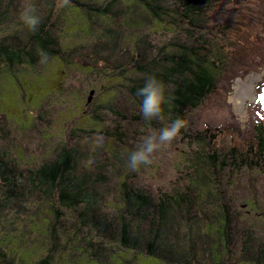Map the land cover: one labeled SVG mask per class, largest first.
<instances>
[{
	"label": "rangeland",
	"instance_id": "1",
	"mask_svg": "<svg viewBox=\"0 0 264 264\" xmlns=\"http://www.w3.org/2000/svg\"><path fill=\"white\" fill-rule=\"evenodd\" d=\"M106 1L115 4L109 6L112 16L107 18L84 16L73 0L67 5H62V0L3 1L7 6L0 10L5 12L0 39L15 33L25 41L44 25L51 29L60 52L69 55H46L43 59L36 55L37 67L0 68V162L13 160L25 176L12 194L6 192L0 177V249L15 264H36L48 255L49 264H169L147 256L148 220L139 226L131 221V229L144 239L132 252L103 242L108 239L79 216L107 214L115 218L120 210L114 199L126 177L135 189L154 197L186 192L195 175L187 157L197 152L205 160L208 152L200 147L210 142L220 161L224 155L225 165H202L198 175L205 183L194 189L195 202L184 206L183 213L177 211L175 218L181 220V227L176 226L180 232L199 230L201 235L192 246L197 260L190 264H210L213 254L218 260L222 257L220 264H264V162L259 163L254 155L259 145L258 124L264 129V109L258 102L264 92V0L210 3L202 35L210 43L244 48L243 59L227 74L228 79H221L217 90L188 114L186 123L191 125L187 131L198 139L180 133L155 154L151 165L135 171L128 167V154L142 137L165 126V119L147 121L140 112L141 98L132 93L142 77L139 67L148 69L154 61L164 64L166 45L189 42L190 32L174 34L165 27L164 13V21L154 18L133 0H90L85 10L93 13L98 3ZM22 3L36 7L40 23L34 31L19 19ZM167 3L177 9L179 0ZM131 12L137 25L131 21ZM110 30L119 35L118 45L105 50ZM97 134L105 138L101 148L92 143ZM74 150L75 177L86 181L88 192L97 197V204L87 213L83 205L75 210L63 207L54 192L50 196L31 192L27 181L28 170L43 167L62 153L73 155ZM188 209L191 211L185 212ZM193 214H197L198 225L186 220ZM224 215L227 221L222 223ZM58 216L63 228L53 244L46 221ZM89 241L95 245V253H101L99 258L91 257Z\"/></svg>",
	"mask_w": 264,
	"mask_h": 264
},
{
	"label": "trees",
	"instance_id": "2",
	"mask_svg": "<svg viewBox=\"0 0 264 264\" xmlns=\"http://www.w3.org/2000/svg\"><path fill=\"white\" fill-rule=\"evenodd\" d=\"M3 1L0 0V10L5 9L7 6V4L4 6ZM89 1L73 0V4L84 16L89 17L91 14H99L103 18L112 16L109 6H115L114 3L111 5H109L110 2L108 1L104 4L98 3L97 9L91 13L90 10H85L86 6L90 4ZM133 1L138 5H142L154 18L163 20L161 15L164 13L165 27L167 26V29L174 34L176 31L182 34L190 32V35L187 37L189 42L178 41L176 43H170L169 46L168 44L166 45L167 50L165 47L164 64H159L154 61L150 63L148 69L144 68L145 66L143 65L139 67L140 70L138 73L141 75L140 71H143L142 77H140L139 83L133 85L132 93L137 94V89L143 86L146 77L155 75L167 86L166 95L169 100L165 104V126L179 116L185 121V127L181 129V134L186 138L198 139V137L193 136L187 131L189 125H191V123H186L189 121L188 114L198 109L207 97L217 90L221 79H228L229 76L227 74L232 73L236 65L242 61L243 58L240 57L244 55V48L233 47L231 44L210 43L202 35V30L206 26L204 24V19L207 14L206 9L210 6V3L215 1L214 5H216L219 0H179L177 9L171 7L167 3V0ZM4 14L5 12L2 13L0 11V26L4 21ZM130 18L133 25L138 24L136 23L138 21L135 19V13L131 12ZM50 30L48 27L40 25L25 41L21 40L15 33L0 39V68L6 67L12 71L21 66L37 67L40 64H36V55L41 59L45 58L46 55L54 57L69 55V53L63 54L60 52L59 44L57 45L56 39L51 36ZM236 32L240 33L241 29L237 28ZM118 37L119 35H116L114 30H110L109 34H106L105 37L107 45L105 50L109 48L112 50L116 49ZM129 38L131 37L129 36ZM135 48L141 49V47ZM34 49H38L39 51ZM134 56V60H136V53ZM144 62H146V57H144ZM91 63L95 64L96 62L92 61ZM234 76L236 77V75ZM257 131L259 145L258 152H255L254 155L256 160H259V163H261L264 162V129H261V124H258ZM200 149L208 152L205 160L204 158H199L202 153L197 152L187 157V161L189 162L188 167L195 172V175L190 180L191 185L184 193L170 195L165 192L154 197L140 189H135V186L133 187L126 177L122 181L118 197L114 199L116 205L119 206L118 210H120L115 218L109 217L107 214L97 216L96 218L88 215L87 212L92 211L93 206L97 204V197L88 192L89 186H87L86 181H79L75 177V150L73 155L62 153L51 163L32 171L28 170L27 181L30 183L31 192L39 191L46 196H50L51 192L56 193L63 207L65 206L75 210L83 205L87 209L85 211L87 217L79 216L80 220L83 223L89 224L96 233L108 239L103 242H113L117 244L118 248L127 251L136 252L139 248L140 241H144L139 231L131 229V221L135 220L139 226L148 220L151 225V236L148 241L149 252L147 256L158 260L161 259L163 262L169 264H190V262L197 260L196 252L192 246L195 245V242L201 240V235L199 234V230L195 233L194 231L185 233L177 230L176 226L177 228L181 227L179 223L181 220H175L177 217L176 212L180 211L183 213V207L188 206L189 203H193L195 200L194 189L198 188L199 183H205L204 179L200 178V172L203 168L202 165H211L214 167H218L220 163L225 165L223 161L224 155L222 156V161H220L215 151L214 143L208 142L206 146L200 147ZM244 163L247 164L249 161L246 159ZM0 177L6 183V192L12 194L14 190L19 188L25 176L16 169L13 160H9L0 162ZM199 201L196 199L197 203H200ZM186 211L190 212L191 209ZM60 217L52 218V220L47 219L48 221H46L45 228L48 229L47 233H49L50 242L53 244L58 240L57 233L62 231L61 229L63 228ZM186 220L188 223L191 222V224L195 225L199 223L196 221L197 214L189 216ZM201 220L199 219V221ZM223 222L224 220H222ZM187 238L191 240L188 243H183V240ZM195 239L197 240L194 241ZM88 243L93 253L91 257L99 258L101 253H95L93 250L95 245L91 241ZM97 246L100 245L98 244ZM190 254L192 260L190 261L189 259L187 261V255ZM212 259L210 264H220L222 261V257L218 260L214 257V254ZM49 262L50 257L48 255L37 261L36 264H49ZM0 264H15V262L0 249Z\"/></svg>",
	"mask_w": 264,
	"mask_h": 264
},
{
	"label": "clouds",
	"instance_id": "3",
	"mask_svg": "<svg viewBox=\"0 0 264 264\" xmlns=\"http://www.w3.org/2000/svg\"><path fill=\"white\" fill-rule=\"evenodd\" d=\"M69 0H62V5H67ZM33 4L22 3L19 13L20 21L30 30H36L40 17L36 14ZM166 84L155 75L146 77L142 87L137 89V96L141 98L140 112L147 121L165 119V104L168 103ZM185 127V121L177 116L172 122L159 129H154L151 134L142 137L141 142L128 154L127 164L132 170L141 166H148L154 162L155 154L166 145L171 144ZM104 136L97 134L92 143L96 148L103 147Z\"/></svg>",
	"mask_w": 264,
	"mask_h": 264
},
{
	"label": "snow or ice",
	"instance_id": "4",
	"mask_svg": "<svg viewBox=\"0 0 264 264\" xmlns=\"http://www.w3.org/2000/svg\"><path fill=\"white\" fill-rule=\"evenodd\" d=\"M258 102L261 105V108L264 109V92L259 95ZM257 115H260V113H257Z\"/></svg>",
	"mask_w": 264,
	"mask_h": 264
},
{
	"label": "flooded vegetation",
	"instance_id": "5",
	"mask_svg": "<svg viewBox=\"0 0 264 264\" xmlns=\"http://www.w3.org/2000/svg\"><path fill=\"white\" fill-rule=\"evenodd\" d=\"M227 221V215H224V222Z\"/></svg>",
	"mask_w": 264,
	"mask_h": 264
},
{
	"label": "water",
	"instance_id": "6",
	"mask_svg": "<svg viewBox=\"0 0 264 264\" xmlns=\"http://www.w3.org/2000/svg\"><path fill=\"white\" fill-rule=\"evenodd\" d=\"M89 100H88V102L90 103V101H91V98H88Z\"/></svg>",
	"mask_w": 264,
	"mask_h": 264
}]
</instances>
